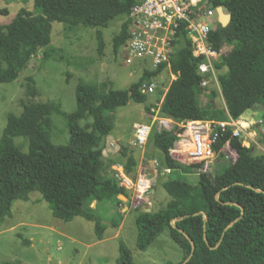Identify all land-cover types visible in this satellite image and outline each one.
Wrapping results in <instances>:
<instances>
[{
  "label": "trees",
  "instance_id": "obj_1",
  "mask_svg": "<svg viewBox=\"0 0 264 264\" xmlns=\"http://www.w3.org/2000/svg\"><path fill=\"white\" fill-rule=\"evenodd\" d=\"M137 3L139 0H34L32 11L21 10L9 23L0 24V83L16 80L39 50H43V61L63 57V49L51 44L55 20L69 28H96L103 55V28L125 18L113 38L114 53L119 54L129 37L128 16ZM203 6L223 7L231 15L229 24L218 23L209 37L215 49L227 50L216 68H227L218 81L228 114L211 104L202 105L206 93L197 72L200 59L193 56L183 29L171 58L172 69L179 76L166 93L162 114L185 122L219 120L228 115L238 118L251 110L264 119V0H206ZM251 43L256 46L250 48ZM159 72L145 70L138 80L121 89L105 90L96 83L79 82L77 107L70 113L56 102L23 103L20 114L10 113L0 139V223L11 213L14 200H28L30 193L37 191L55 217L64 221L84 217L95 223L96 234L103 239L105 204L121 203L119 195H127L112 165L123 162L133 172L138 164L128 147L106 159V138L113 130L105 126L104 117L131 101L145 105L148 95L141 91V85ZM158 92L161 95L163 91L159 88ZM27 93L35 96L37 90L29 85ZM215 94L212 91L211 95ZM145 109L149 112L150 107L145 105ZM52 113L67 120L70 139L65 145H55L50 139ZM176 138L173 131H155L147 145V154H151L150 148L161 153V166L171 169L160 182L167 199L163 202L154 193L155 204L146 213L148 217L162 212L167 215L169 235L184 253L181 262L169 264H264V153L255 154L235 139L237 162L214 177L202 173L193 184V167L170 155ZM259 142L264 145V134ZM141 230L138 246L145 249L151 232ZM146 233L145 242L140 237ZM119 251L117 264H138L124 241H120Z\"/></svg>",
  "mask_w": 264,
  "mask_h": 264
},
{
  "label": "rangeland",
  "instance_id": "obj_2",
  "mask_svg": "<svg viewBox=\"0 0 264 264\" xmlns=\"http://www.w3.org/2000/svg\"><path fill=\"white\" fill-rule=\"evenodd\" d=\"M33 6L34 0H0V24L9 23L21 10L32 11ZM124 20L125 18L119 17L110 22L108 27L103 28L105 42L103 55L99 53L96 28L83 25L69 28L65 22L53 21L51 44L63 49V57L43 61V50H39L16 80L0 83V139L8 115L20 114L23 111V103L56 102L63 111L70 113L77 107L76 86L79 82L96 83L106 90L110 87L127 88L138 80L142 76L143 67L137 64L131 66L124 64L121 50L119 54H115L113 49V38L121 31ZM255 46L253 43L249 44L250 48ZM226 70L227 68L218 69L217 79L219 74ZM160 80L165 81L168 78L162 75ZM29 85L36 88L35 96L27 93ZM218 89L215 85L205 90L206 94L202 97L201 103L211 104L215 109L228 114L224 96ZM212 91L216 94L211 95ZM154 98L157 99V94L148 96L145 105L150 107ZM145 105L131 101L127 106L111 110L105 115V126L114 131L115 138H120V150L123 147L131 149L129 141L133 135L134 122L140 121V117L144 115L149 120ZM243 117L258 119L260 114L248 110ZM51 119L52 143L67 144L70 132L66 118L61 114L52 113ZM81 124L85 125L86 122L83 121ZM115 138L106 140L108 148L106 159L114 156L111 153L109 155L112 149L116 148L119 151V146L113 144ZM256 140L258 144L254 145V152L261 155L264 153V145L259 142L258 137ZM20 141L18 140V143ZM131 151L134 158L140 161V152L133 148ZM149 153L150 156L154 153L161 164L163 159L161 153L154 152L152 148ZM228 165L230 164L225 159H217L210 176L219 174ZM167 175L162 168L152 192V195L158 193L157 198L163 202L167 195L160 182L165 180ZM191 175V183L198 182V176ZM153 202L155 204V201ZM105 205L107 210H103V213L106 217L104 220L106 226L104 238L100 240L94 222L81 216H76L70 221L55 217L49 203L37 191L30 193L28 200H14L11 213L0 223V264L6 261L11 264H117L120 241H124L132 250L134 260L138 264L179 263L184 259L183 251L172 241L166 228L168 222L166 213L148 217L147 211L139 212L138 209L125 213L122 202ZM139 216L141 217L138 219ZM138 228L151 232L147 242L148 233L140 237L146 242L145 249L138 246Z\"/></svg>",
  "mask_w": 264,
  "mask_h": 264
},
{
  "label": "built area",
  "instance_id": "obj_3",
  "mask_svg": "<svg viewBox=\"0 0 264 264\" xmlns=\"http://www.w3.org/2000/svg\"><path fill=\"white\" fill-rule=\"evenodd\" d=\"M206 0H139L128 18L129 37L121 49L124 64L141 65L145 70L160 71L146 80L141 91L148 95L157 94L148 112L149 122L133 125V135L129 147L140 152L137 168L131 172L123 162H115L112 169L125 188L127 198L133 208L152 205L154 178L163 168L159 160L147 154V145L153 132L173 131L177 136L170 155L176 161L192 166L194 175L210 174L217 159L223 158L235 164L239 152L234 145L236 139L242 147L255 149L261 134H264V119H245L243 115L226 119H198L178 122L162 114V105L167 91L178 78L172 69L171 58L181 39L182 29L191 42L193 56L200 59L198 74L200 86L204 90L217 86L216 64L223 60L226 49H215L209 41L210 34L220 23L218 8H206ZM142 73V74H143ZM168 80H160L161 76ZM162 85V86H161ZM161 87V88H160ZM162 89L160 95L158 89ZM215 88V87H214ZM113 144H118L114 141ZM106 147L103 151L106 154ZM137 160V159H136ZM169 174L170 168H164Z\"/></svg>",
  "mask_w": 264,
  "mask_h": 264
},
{
  "label": "crops",
  "instance_id": "obj_4",
  "mask_svg": "<svg viewBox=\"0 0 264 264\" xmlns=\"http://www.w3.org/2000/svg\"><path fill=\"white\" fill-rule=\"evenodd\" d=\"M144 121H149L148 120V118H147V116H141L140 117V121H135L134 122V124L135 123H139V122H144ZM133 124V125H134ZM115 133H114V131L113 132H111L110 133V135H108V137L106 138V140L107 141H110V138L112 137H114L115 138V136L116 135H114ZM114 141L118 144V146H119V151H120V148H121V143H120V138L119 137H117V138H115L114 139ZM117 151V152H116ZM118 150H116V148H114V149H112L110 152H109V155H110V153H111V155H116L118 152H119ZM108 154H104V156L106 157ZM155 158H156V156H154ZM152 175V177L154 178V186H155V181L157 180V178H158V176H159V172L156 174V173H152L151 174ZM154 189V188H153ZM153 192V191H152ZM128 195V194H127ZM127 195H119V199L121 200V202L122 203H124V208H123V210L125 211V213L127 212H130V211H132V210H137V209H140V210H143V211H147V212H151V208H152V206H153V196H152V194H151V197H152V205L151 206H147V207H141V208H133L130 204V202H129V200H128V198H127ZM124 198V199H123ZM138 238V237H137Z\"/></svg>",
  "mask_w": 264,
  "mask_h": 264
},
{
  "label": "water",
  "instance_id": "obj_5",
  "mask_svg": "<svg viewBox=\"0 0 264 264\" xmlns=\"http://www.w3.org/2000/svg\"><path fill=\"white\" fill-rule=\"evenodd\" d=\"M218 14H219V19H220V24L222 26H227L229 22L231 21V15L225 13L223 7L218 8ZM193 248H194V244H193ZM188 259H190V257Z\"/></svg>",
  "mask_w": 264,
  "mask_h": 264
}]
</instances>
